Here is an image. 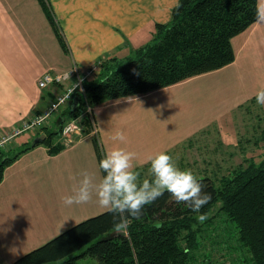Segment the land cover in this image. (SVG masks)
<instances>
[{
    "label": "crops",
    "instance_id": "0c3cea01",
    "mask_svg": "<svg viewBox=\"0 0 264 264\" xmlns=\"http://www.w3.org/2000/svg\"><path fill=\"white\" fill-rule=\"evenodd\" d=\"M46 2L63 35L65 48L39 0H0V132L4 134L11 133L34 115L44 113L56 96L73 82L50 85L43 90L39 81L44 75H63L74 67L84 72L99 63L108 65L126 60L133 51L150 42L155 36L156 25L172 20L177 4V0ZM259 4H264V0H259ZM232 45L236 60L231 65L167 88L183 89L202 80L209 99L206 105L217 107L216 111L213 109L214 116L209 112L203 121H197L181 136L158 140L157 135H146L142 131L138 137V102L150 98L156 91L145 96L106 101L96 107L97 138L93 133L74 135L62 141L65 149L54 156L45 146H39L7 168L0 184V264H13L76 225L108 212L95 199L72 206L65 205L62 200L73 194L82 178L81 172L94 174L97 181L103 176L95 138L104 154L115 148L134 152L135 170L138 171L150 165L149 156L159 152L170 155L218 125L223 117L252 104L256 93L264 89V26L254 24L235 37ZM99 72L100 69L94 76H99ZM74 104L75 100L65 105L66 108L57 113L56 122L48 127L52 129L57 121L68 119ZM117 131L125 134L126 141L112 139ZM35 133L24 143L33 144L39 135ZM18 138L6 146L18 148Z\"/></svg>",
    "mask_w": 264,
    "mask_h": 264
},
{
    "label": "trees",
    "instance_id": "16d2710c",
    "mask_svg": "<svg viewBox=\"0 0 264 264\" xmlns=\"http://www.w3.org/2000/svg\"><path fill=\"white\" fill-rule=\"evenodd\" d=\"M39 2L65 48L48 3ZM258 4L259 0H179L172 20L156 25L152 44L124 61L103 65L100 79L86 83L89 104L96 108L106 101L145 96L231 65L236 60L232 40L256 24ZM78 101L69 117L82 126L83 134H91L86 103L81 98ZM64 124L61 120L57 130L44 129L40 134L46 135L44 142L25 144L15 155L0 150V184L6 169L34 148L45 146L51 156L60 154L65 149L61 137ZM55 136L60 141L54 144ZM94 146L100 161L105 154L96 138ZM233 174L222 179L218 187L210 178L199 179L212 196L199 213L184 203L177 204L165 192L145 206L139 220H132L128 237L114 231V214L108 211L76 225L13 264H79L84 257L99 264H192L198 216H207L218 204L220 212L235 224L251 262L264 264V160Z\"/></svg>",
    "mask_w": 264,
    "mask_h": 264
},
{
    "label": "rangeland",
    "instance_id": "374dc122",
    "mask_svg": "<svg viewBox=\"0 0 264 264\" xmlns=\"http://www.w3.org/2000/svg\"><path fill=\"white\" fill-rule=\"evenodd\" d=\"M154 39L155 36L145 47L152 44ZM136 52L137 50L133 51L130 57L135 56ZM100 66L99 76H94L90 82L98 77L100 79L103 65ZM202 83L203 81L199 80L183 89H162L148 99L139 100L138 137L142 131L146 135H157L158 140L178 137L191 130L197 121H203L209 112H213L214 116L217 107L215 104L209 107L206 105L209 99ZM182 90L184 92L180 93ZM249 105L242 111H234L223 117L218 125L201 133L192 140L193 142L190 140L170 153L178 167L181 170L190 169L198 179L210 178L218 187L221 186L222 179L232 178L235 171L245 169L251 163L260 164L264 160V105L258 104L256 100ZM56 115L52 122H56ZM69 122H72L70 117L66 124ZM89 123L92 127V123ZM47 128L50 129L44 127L20 135L17 140L20 146L12 149V145H8L5 147V153L11 156L17 154L24 148V142L34 136V132H37L35 135L39 134L36 137L39 138L40 131ZM51 128L50 130H57V123ZM6 135L0 132V142ZM61 137L62 141H65V138ZM58 141L59 136H55L53 143ZM0 150L5 149L0 147ZM8 150L10 152H7ZM149 168L150 165L138 170L141 180L151 179ZM220 208L221 204L216 205L203 222L198 220V226H195V229L198 228L197 249L191 254L192 264H253L250 253L239 240L235 224L220 212ZM78 263L99 264L96 259L90 257L80 258Z\"/></svg>",
    "mask_w": 264,
    "mask_h": 264
},
{
    "label": "clouds",
    "instance_id": "9594fccd",
    "mask_svg": "<svg viewBox=\"0 0 264 264\" xmlns=\"http://www.w3.org/2000/svg\"><path fill=\"white\" fill-rule=\"evenodd\" d=\"M179 6L177 0L176 7ZM254 23L264 26V4H258ZM255 98L258 104L264 105V89L259 90ZM112 139L124 142L126 136L117 131ZM135 159L134 152L123 148L105 153L99 161V169L104 174L99 181L94 174L81 172L78 186L73 194L62 197L63 203L67 206L82 205L95 199L100 207L114 214V231L128 237L132 220H139L145 206L154 203L165 192L177 204L184 203L195 213H199L212 199L211 193L204 191L202 181L190 169L181 170L166 152L148 157L151 179H140L141 173L135 170ZM205 219L203 214L198 216L200 222Z\"/></svg>",
    "mask_w": 264,
    "mask_h": 264
},
{
    "label": "built area",
    "instance_id": "2783aa9c",
    "mask_svg": "<svg viewBox=\"0 0 264 264\" xmlns=\"http://www.w3.org/2000/svg\"><path fill=\"white\" fill-rule=\"evenodd\" d=\"M101 64L102 63H99L84 72H81L78 67H74L71 72L63 75H54L52 73L44 75V77L39 81V87L43 90L47 89L50 85H63L71 80H73V82L63 93L56 96L44 113L34 115L31 119L23 121L20 126L12 129L11 133L2 137L0 147L5 149L8 143L20 135L40 128L48 127L51 125L54 116L59 113L65 105L76 98H81L86 103L85 113H87L86 115L89 116V120L92 123L93 134L97 135V127L94 117L95 108L89 104L85 85L100 69ZM62 130V136L65 139L71 138L74 135L83 134L82 126H80L75 120H72L71 123H67Z\"/></svg>",
    "mask_w": 264,
    "mask_h": 264
},
{
    "label": "water",
    "instance_id": "95a60500",
    "mask_svg": "<svg viewBox=\"0 0 264 264\" xmlns=\"http://www.w3.org/2000/svg\"><path fill=\"white\" fill-rule=\"evenodd\" d=\"M78 102H79L78 99H75L74 109L78 106ZM46 138H47L46 135L40 136L39 138H37L34 141L33 145L40 144V143L44 142L46 140Z\"/></svg>",
    "mask_w": 264,
    "mask_h": 264
}]
</instances>
